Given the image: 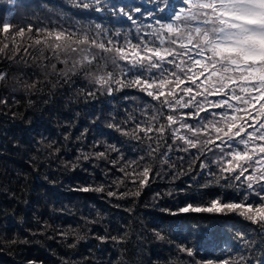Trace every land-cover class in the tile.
<instances>
[{
	"label": "snow or ice",
	"instance_id": "snow-or-ice-1",
	"mask_svg": "<svg viewBox=\"0 0 264 264\" xmlns=\"http://www.w3.org/2000/svg\"><path fill=\"white\" fill-rule=\"evenodd\" d=\"M146 2L152 7L131 4L117 8L105 0H70L76 9L110 13L130 22L135 35L129 39L127 33L110 30L99 22L82 26L45 17L14 24L18 0H11L0 17L5 40L0 52L9 49L7 41L11 39L19 53L15 37L27 35L32 43L23 51L31 55L28 49L35 48L47 62L45 67L50 63L57 76L91 77L89 82L96 87L89 89L88 95L112 96L125 88L143 94L125 117L113 115L106 121L109 129L135 142L130 150L136 154L129 158L121 142L110 140L94 143L91 152L80 149L77 160L106 162L104 175L112 183L84 184L73 191L107 190L108 197H139L150 172L171 174L174 179L188 175L192 183L179 190L187 198L183 206L164 207L162 212L172 217L189 213L235 215L255 227L235 230L240 247L226 257L197 258L194 248L181 241L176 244L174 260L183 261L179 255L183 253L190 258L186 264H264V0ZM2 79L4 74H0ZM0 105H7V101L0 98ZM145 140L152 143L141 148ZM47 147L53 153L60 152L55 142ZM173 153L184 155L174 159ZM157 162L161 167L154 170ZM169 169L175 171L169 173ZM113 170L123 176H115ZM125 177L133 178V186L138 181L139 188L119 192L122 185L128 188ZM214 187L222 191H208ZM82 219L89 224L97 222L91 217ZM164 225L161 221L153 226L156 239L175 243L176 238L168 236ZM96 238L101 242L109 239L103 235ZM110 239L119 243L121 237Z\"/></svg>",
	"mask_w": 264,
	"mask_h": 264
},
{
	"label": "trees",
	"instance_id": "trees-1",
	"mask_svg": "<svg viewBox=\"0 0 264 264\" xmlns=\"http://www.w3.org/2000/svg\"><path fill=\"white\" fill-rule=\"evenodd\" d=\"M10 2L0 0V17ZM105 2L117 8L131 4L152 7L146 0ZM45 17L58 22L71 20L82 26L99 22L110 30L127 33L129 39L135 35L130 22L110 13L76 9L70 0H18L13 23L27 24ZM120 39L123 41V36ZM15 40L19 53L11 39L7 41L9 49L0 52V74L5 76L0 80V98L7 101V105H0V264H186L190 258L183 253H179L183 261L174 260L178 255L176 244L181 241L194 248L197 258L213 260L240 247L235 230L255 226L239 216L189 213L172 217L161 211L164 207L183 206L187 198L179 190L192 183L188 175L174 179L171 174L156 176L155 171L150 172L139 197H108L107 190L73 191L84 184L112 183L104 175L106 162L95 158L77 160L80 149L91 152L94 143L110 140L121 142L129 158L136 154L130 150L135 142L109 129L106 121L113 115L125 117L143 94L125 88L112 96H90L88 90L96 87L89 82L91 77L57 76L50 63L45 67L47 62L35 48L28 49L31 55L23 51L32 43L27 35L23 39L16 36ZM3 42L4 34L0 33V47ZM13 55L15 58H8ZM32 82L34 88L26 86ZM125 96L135 99L125 100ZM51 142L60 147L59 153L47 147ZM148 143L152 142L145 140L140 147ZM176 155L184 153H173L174 159ZM73 164L78 166L73 168ZM153 167L158 170L161 165L157 162ZM124 179L128 188L122 185L119 192L139 188L138 181L135 186L131 184L132 177ZM112 187L115 189L116 185ZM208 191L222 189L214 187ZM156 193L161 195L156 197ZM97 212L101 215L97 216ZM82 217L97 222L89 224ZM161 221L165 222L168 236L176 238L175 243L156 239L152 229ZM168 222H172L170 226ZM249 234L255 236L254 232ZM101 235L109 239L101 242L96 238ZM112 236L121 237L119 243L111 240Z\"/></svg>",
	"mask_w": 264,
	"mask_h": 264
}]
</instances>
